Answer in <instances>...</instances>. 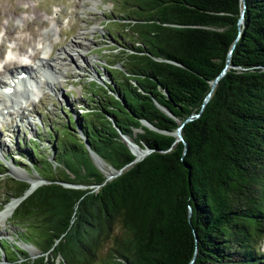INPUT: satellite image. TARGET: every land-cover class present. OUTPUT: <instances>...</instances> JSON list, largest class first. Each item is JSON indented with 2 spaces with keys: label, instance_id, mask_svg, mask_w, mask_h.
I'll return each mask as SVG.
<instances>
[{
  "label": "trees",
  "instance_id": "trees-1",
  "mask_svg": "<svg viewBox=\"0 0 264 264\" xmlns=\"http://www.w3.org/2000/svg\"><path fill=\"white\" fill-rule=\"evenodd\" d=\"M116 2L109 82H91L89 108H64L45 143L4 157L43 183L23 197L30 183L0 159L10 198L23 197L12 221L40 251L1 239L0 259L264 264V0H244L240 26L241 0ZM123 136L146 154L136 159ZM90 153L118 173L107 178Z\"/></svg>",
  "mask_w": 264,
  "mask_h": 264
},
{
  "label": "rangeland",
  "instance_id": "rangeland-1",
  "mask_svg": "<svg viewBox=\"0 0 264 264\" xmlns=\"http://www.w3.org/2000/svg\"><path fill=\"white\" fill-rule=\"evenodd\" d=\"M116 3V0H0V79L4 78L5 74L2 65L6 64L12 67V61H15L17 56V61L20 59L24 64L29 62L36 66L38 61L36 60L37 63L34 62L35 60L31 61L33 57H28L30 53H35L44 59L47 58L45 60L49 61L53 67V72L51 75H47L49 79L46 78V81L40 80L35 88L34 86H27V91L24 93L17 95L18 91L14 92L16 96L12 97H17V99L12 107L6 106L12 112L2 122L0 121V159L3 160L10 177L26 180L29 183L32 179L36 181L34 187L42 184L43 179L37 172L33 169L26 171L21 162L18 164L13 161L17 157L6 159L2 156H12L17 153L16 150L28 149L24 144L31 138L39 139L42 136L41 141L45 143L46 137L44 135L47 133L45 126L53 127L65 120L67 118L65 113L67 112L64 108L69 109V113L75 118H77V114H81L89 108H85V105L90 103L89 97L86 98L84 95L95 89L91 82H109V77L102 66L106 64L113 65V67L117 66V63L112 62V59L115 58H112L111 51L108 50L112 46L115 47L114 42L110 40L109 31L118 33L122 30L121 26L111 23L117 18L113 17L114 13L111 12L114 11L113 7ZM27 27L30 28L27 30ZM34 32L35 34H33ZM8 35L12 36L11 39L15 41L7 40ZM31 35L32 37H30ZM31 42L34 43L30 44ZM17 49L21 51H17ZM65 50L66 54H64ZM36 51L38 52L36 53ZM115 51L117 49H112V52ZM5 52L9 54V58L7 56L4 58ZM21 52L23 53L21 54ZM7 60L10 62L8 63ZM53 64H56L57 68H54L55 65ZM36 70L33 72L34 75L43 77L41 71L38 70L37 72ZM59 74L61 76H57ZM25 78L22 80L18 78L14 88L15 86H22L26 81ZM30 79L35 80L34 78ZM4 80L6 81L7 78ZM11 80L16 82L13 77H10L8 83L1 81L11 85ZM19 139L23 144L18 141ZM42 143H40L41 147H43ZM135 149L143 153L140 148ZM142 153L137 158H141ZM94 162L105 176L111 177L116 173L101 158H95ZM0 169L2 168L0 167ZM63 185L71 184L63 183ZM9 188L10 186H7L1 178L0 240H8L19 248H25L30 257L35 258L40 253L39 249L25 241L23 238L24 230L16 226L24 224H17L12 221L14 211L7 218L3 215L8 203L17 201L16 204H19L18 199L10 198ZM108 246L109 244H106L100 256L106 254ZM262 249L264 250V243ZM2 257L0 264H5L6 260L4 256ZM56 264H62L60 258L56 260Z\"/></svg>",
  "mask_w": 264,
  "mask_h": 264
},
{
  "label": "bare ground",
  "instance_id": "bare-ground-1",
  "mask_svg": "<svg viewBox=\"0 0 264 264\" xmlns=\"http://www.w3.org/2000/svg\"><path fill=\"white\" fill-rule=\"evenodd\" d=\"M2 12V11H1ZM29 24V23H28ZM29 25H31V24H29ZM34 25V24H33ZM6 28V27H5ZM8 28V27H7ZM28 28H30V27H27V30H28ZM10 29H11V27H10ZM14 29V28H13ZM32 29H34V28H32ZM25 30V29H24ZM23 30V31H24ZM8 31V30H7ZM10 31V30H9ZM8 31V32H9ZM12 31V30H11ZM14 32V31H13ZM31 32V31H30ZM19 34V33H18ZM29 34V33H28ZM33 34H35V32L33 33ZM7 35V34H6ZM13 35V34H12ZM22 36H24V35H22ZM29 36V35H28ZM6 37V36H5ZM19 37V36H18ZM17 37V38H18ZM26 37H27V33H26ZM25 37V38H26ZM30 37H32V35L30 36ZM2 38V37H1ZM12 38V36H10V35H8L7 36V40L8 39H11ZM17 38H16V40H17ZM24 39V38H23ZM31 39V38H30ZM29 39V40H30ZM34 39H35V37H34ZM38 39V38H37ZM36 39V40H37ZM12 40H14V39H11V40H9V41H12ZM35 40V41H36ZM15 41V40H14ZM26 41H28V40H26ZM34 41V40H33ZM5 43H6V41H4ZM25 42V41H24ZM3 43V42H2ZM34 43V42H33ZM32 42L30 43V44H33ZM19 44V43H18ZM26 44V43H25ZM28 45H30L29 43H27ZM26 44V45H27ZM3 45H4V43H3ZM14 45V44H13ZM10 46H12V45H10ZM18 46V45H17ZM22 46V45H21ZM20 47V46H19ZM3 48V47H2ZM22 48H24V46H22ZM73 48V47H72ZM19 49H17V51H18ZM34 50H36V49H34ZM38 50V49H37ZM1 51V50H0ZM19 51H21V50H19ZM39 51H40V49H39ZM71 51V50H70ZM38 51H36V53H37ZM20 53V52H19ZM23 52H21V54H22ZM41 53V52H40ZM1 54V53H0ZM20 54V55H21ZM31 54V53H30ZM64 54H66V50L64 51ZM77 55H78V57H79V54L77 53ZM41 57V56H40ZM38 55H36L35 53L33 54V59H32V61L34 60V59H39L40 58ZM9 58V57H8ZM18 59V56L17 57H15V61H13L12 63H13V69L12 70H10V68H6L7 69V73H9V74H11L10 72H12V71H16V73H21L22 71H23V69H22V66L23 65H21L20 63L21 62H19V61H17V59ZM45 59H47V58H45ZM45 59H39V61H40V63H39V67H38V70H40L41 68H43V69H45V72L46 73H43V77H45V79L47 78V79H49V77H47V75H51L52 74V72H53V67H52V65H50V63H49V61H47V60H45ZM58 59V58H57ZM9 60H11V59H9ZM63 60V59H62ZM8 61V60H7ZM10 61H8V63H9ZM19 62V63H18ZM23 62V61H22ZM34 62H36V61H34ZM51 62V61H50ZM55 62H57V60H55ZM60 62V64H61V60L59 61ZM12 63H11V65H12ZM37 63V62H36ZM24 64V63H23ZM66 64V63H65ZM53 65H55L56 66V64H53ZM3 66V65H2ZM8 66H10V65H8ZM54 66V68H57V66L55 67ZM62 66H64V65H62ZM5 67H7V66H5ZM66 67V66H65ZM20 69V70H19ZM4 70V69H3ZM2 70V71H3ZM18 70V71H17ZM57 70V69H56ZM26 71V73H27V77H30V78H33L34 76L33 75H31V72H28V71H32V70H30V69H27V70H25ZM24 71V72H25ZM58 71V70H57ZM38 72V71H37ZM55 72V71H54ZM58 73V72H57ZM63 73H64V71H63ZM57 76H61L60 74L59 75H57ZM10 77H13V78H15V76H13V74H11L10 75ZM22 79H24L23 77L21 78V79H19V80H22ZM17 80H18V78H17ZM17 80H16V82L14 81V80H11V85L10 84H4L3 83V88H10L12 91H13V93L15 92L14 91V85L17 83ZM0 82L2 83V81L0 80ZM13 87V88H12ZM11 90H9V91H11ZM0 94L1 95H3V96H6L8 93H6L5 91H1L0 92ZM135 153H136V157L137 156H140L141 155V151H139V150H137V149H135ZM16 172V171H15ZM16 173H18L19 174V172H16ZM20 176V175H19ZM35 184H36V181H34V180H32L31 179V181H30V185H31V187H34L35 186ZM17 203V201H11L10 203H8L7 205H6V207H5V209H4V211H3V215H4V217L5 218H7L9 215H11V213L13 212V210L16 208V206L18 205V204H16Z\"/></svg>",
  "mask_w": 264,
  "mask_h": 264
},
{
  "label": "water",
  "instance_id": "water-1",
  "mask_svg": "<svg viewBox=\"0 0 264 264\" xmlns=\"http://www.w3.org/2000/svg\"><path fill=\"white\" fill-rule=\"evenodd\" d=\"M241 3H242V9H241V15H240V17H239V20H238V25L240 26V25H242V23H243V18H244V9H245V2H244V0H241ZM234 46V45H233ZM232 46V47H233ZM231 50L232 49H230V51H229V54H228V58H227V64H226V66H225V69L228 67V65H229V60H230V54H231ZM104 67V66H103ZM225 69L214 79V80H212L211 82H210V86H211V89H210V91L207 93V95H206V97L204 98V103H206L207 102V100H208V98L210 97V95H211V92H212V90L214 89V87H215V85H216V83H217V81H218V79L224 74V72H225ZM97 73H98V71H96ZM162 110L165 112V113H167L168 115H170L169 114V112L167 111V109L166 108H162ZM190 119V117L187 119V120H189ZM145 125H148V126H150L147 122H143ZM184 125V123H181L179 126H178V128H177V130L175 131V133H174V135L178 138V139H180V140H182V134H181V129H182V126ZM123 139L125 140V142L128 144V146L130 147V149L133 151V153L136 155V153H135V148H137L138 147V145H136L135 143H133V142H131L127 137H125V136H123ZM142 150V149H141ZM143 151V153H142V156L143 155H145L146 154V151L145 150H142ZM90 155H91V157H92V159H93V161L95 160V158H100L98 155H96L95 153H90ZM141 156V157H142ZM136 159H140V158H137L136 157ZM95 163V162H94ZM112 168V167H111ZM112 169H114V168H112ZM115 170V169H114ZM115 172L116 173H118V171H116L115 170ZM115 173V174H116ZM114 174V175H115ZM114 175H112V176H114ZM111 176V177H112ZM107 177V176H106ZM111 177H107V178H111ZM65 186H70V187H80L79 185H74V184H71V185H65ZM36 188V187H29V189L25 192V194H24V196L23 197H25L26 195H28L29 193H31L34 189ZM23 197H20V198H15V199H18V201L20 202V200L23 198Z\"/></svg>",
  "mask_w": 264,
  "mask_h": 264
}]
</instances>
